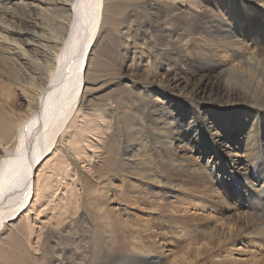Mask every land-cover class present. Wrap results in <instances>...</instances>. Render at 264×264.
Listing matches in <instances>:
<instances>
[{
	"label": "bare ground",
	"instance_id": "1",
	"mask_svg": "<svg viewBox=\"0 0 264 264\" xmlns=\"http://www.w3.org/2000/svg\"><path fill=\"white\" fill-rule=\"evenodd\" d=\"M13 1L0 0L1 88L17 85L28 108L21 114L0 100V232L32 193L41 195L31 190L39 161L87 129L104 157L93 169L102 188L89 198L94 211L73 258L57 261L197 264L213 256L208 263L264 264V0H233L240 5L231 10L212 0H55L59 22L45 35L31 13L6 7ZM102 76L116 87L104 100L117 98L107 109L116 111L80 128L70 115ZM160 233L184 238V262L168 248L157 253ZM11 234L21 249L16 264H30Z\"/></svg>",
	"mask_w": 264,
	"mask_h": 264
},
{
	"label": "rangeland",
	"instance_id": "2",
	"mask_svg": "<svg viewBox=\"0 0 264 264\" xmlns=\"http://www.w3.org/2000/svg\"><path fill=\"white\" fill-rule=\"evenodd\" d=\"M23 1L29 3L27 7H25L26 3H24ZM54 1L55 0H19L20 6L16 3V1H13L11 3H8L6 7L13 8L14 13L16 12V16H23L25 14V10L26 12L31 13V16L35 17L38 21L41 22L42 29L45 30L44 31L40 30V31L42 33L45 32L43 33V35H45L47 30L49 29L51 30V27L54 28V25L56 23H57L56 25H58L59 22V19H57L58 13L55 11L52 5V2ZM179 1L181 2L182 6H187L189 3V2H184V0H179ZM212 2H213L212 5L217 7L220 6L224 10L227 9L231 10L233 7H236V5H240V2L235 3V1L233 0H212ZM222 2H224L225 4ZM258 4H261V6L264 7V1ZM41 5L44 7L42 8V12L41 10H39L40 9L39 6ZM48 6L52 8L50 9L48 8ZM28 7L29 9H27ZM104 39L105 38H103V40ZM104 41L103 43H105ZM82 47H83V42L81 41L78 47L80 53L82 51ZM84 73L85 70H83L82 72L83 78H84ZM157 76L158 79L160 80L168 81L166 80L167 78L165 77V74H163V72L161 71L159 72V74H157ZM211 77L214 79L215 75ZM105 79L106 78L103 76L99 78L100 81L98 80L99 82L95 84V87H97L95 93H92L88 96L86 100V104H84L83 107H81V109L79 106V102L74 106L69 119H71V117L74 114L75 116L79 115L77 118L79 119L80 122V128L84 124H86L87 127L88 124L87 121L91 120L92 117L97 118L100 115L99 116L100 119L104 118L108 120V118L110 119V116L109 114L106 115L105 113L108 112L111 114L112 110L113 112L116 111V109H110V111H108L107 109L109 107H115L116 105L115 99L117 98L108 99V102L110 103L108 104L109 107L108 105L106 106L104 104L105 98L109 97V95H111L112 92L116 89L114 85L107 86L104 81ZM174 89L176 91H180V88H174ZM0 100L6 106L13 107L18 113L21 114H25L26 109L28 108L27 106L28 102L26 100L23 91L19 87H17V85H14L12 83L9 84L8 91L6 92L3 91L1 88V78H0ZM96 121L98 122V120ZM77 124L78 123H76V125ZM76 125H74L69 131L76 130L77 129ZM120 126H122L121 123ZM87 131L88 130L86 129L85 132L81 133L80 137L78 136L74 137L70 133H68V135L65 136V138L63 139V142H61V144H59L58 146L59 149L65 151L62 152V154H58V156L57 155L53 156V154H51L47 158L44 157L45 159L39 161V163L34 167L33 176H32L33 185L31 190L33 191V188L36 192L38 190H41L40 191L41 195L38 196L40 198L36 197L35 195L34 196L36 198L35 200L32 193L28 201L30 202L32 200V202L28 207V209H26L21 214L19 219L13 220L11 222H7L5 224L6 226L3 228V230H1L0 250H2L5 253L3 254L4 258L0 259V264H7V263L16 264V262H18V256H20L21 254V252L19 251H21V249L19 247L18 248L14 247L13 245L14 243L9 241L12 238L10 234L12 233L11 235H15V234L18 235L19 234L18 232H20L18 236H20V238L23 240L22 243H24L23 249H25V255H26L25 257L28 258L27 261L30 264H49V262H52V260L54 261L53 264H62V262H59L55 259L57 258V256L60 257L65 256L68 258H73V253L77 248V240H78L77 236L81 232L80 228L88 227L89 225L88 222L91 218V212L94 211L93 209H91L89 198L91 197L93 191H96V193H98L99 190L102 188V186L96 187V185H98V183L102 179L101 177L98 176V173H96L94 170L98 168L100 165H102L101 162H103L104 157L103 155H101L102 150H100L99 148H94L93 147L94 145L91 144L95 136L89 134ZM69 140H70L69 145H66L67 142H69ZM182 144L184 145V143H182L181 140H176L175 142V147L179 153L184 152L182 149ZM90 145L92 146L90 147ZM93 173L97 176V178L92 177L94 175ZM181 177H184V174H182ZM235 198L236 196H233V200H236ZM128 203L131 202L128 201ZM142 203L140 206H137L134 209L136 210L135 213H137L138 207H142L145 205ZM176 203L180 204L181 202H176ZM147 205L148 204H146V206ZM227 214H235V211L231 210ZM60 220H62L63 222L58 227L57 223ZM180 220L184 224V214L181 215ZM14 225H17L16 228L14 227ZM21 228L22 230H19ZM49 231L51 232L49 233ZM48 233L52 237V240L46 242V235ZM160 234H159L160 237H157V235L156 236L150 235L151 237L150 236L147 237L145 235L144 236L151 240L157 237L165 242L164 244L165 246L161 245L164 250L160 248L159 249L160 252L157 253H162L161 255H166L168 253V251L166 253V248H168L170 249L171 252L170 254L178 253V255L180 256L182 254L183 258L180 259V262L181 260H183L182 262H184V245L186 244L184 242V238L183 241H181V239L178 238V236L175 235L170 236L169 233L166 234L162 233L161 235ZM176 239L178 241H176ZM179 241L181 242V244ZM27 251H30V253ZM18 252L20 254H18ZM69 254L72 257H69ZM153 256L154 254L152 255V257ZM14 257L17 258V261ZM177 257L174 258L172 257L174 263H176L175 259ZM6 258L10 262L4 260ZM101 259L102 257L100 253H97L93 255V260L91 261L93 263H97L100 262ZM213 259L214 257L210 256L209 258H207V260L206 259H204V261L202 259L199 260L200 263L198 262L197 264H204V263L210 264L208 262L211 261V263H213ZM23 262H20L19 264L21 263L23 264ZM146 263L153 264V263H149V261H146L144 264Z\"/></svg>",
	"mask_w": 264,
	"mask_h": 264
}]
</instances>
